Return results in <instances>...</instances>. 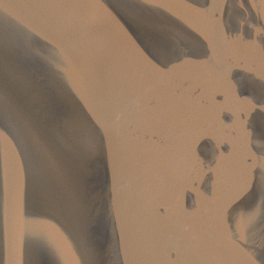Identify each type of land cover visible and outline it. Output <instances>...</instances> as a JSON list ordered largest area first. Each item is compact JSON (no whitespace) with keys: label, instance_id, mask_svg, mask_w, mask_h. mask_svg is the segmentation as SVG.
Here are the masks:
<instances>
[{"label":"water","instance_id":"obj_1","mask_svg":"<svg viewBox=\"0 0 264 264\" xmlns=\"http://www.w3.org/2000/svg\"><path fill=\"white\" fill-rule=\"evenodd\" d=\"M0 264H264V0H0Z\"/></svg>","mask_w":264,"mask_h":264}]
</instances>
